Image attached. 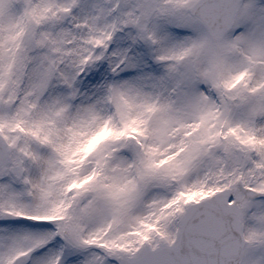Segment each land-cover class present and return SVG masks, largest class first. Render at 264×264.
I'll return each instance as SVG.
<instances>
[{
	"label": "snow or ice",
	"instance_id": "snow-or-ice-1",
	"mask_svg": "<svg viewBox=\"0 0 264 264\" xmlns=\"http://www.w3.org/2000/svg\"><path fill=\"white\" fill-rule=\"evenodd\" d=\"M0 264H264V0H0Z\"/></svg>",
	"mask_w": 264,
	"mask_h": 264
}]
</instances>
